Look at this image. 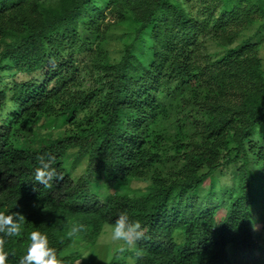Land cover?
Listing matches in <instances>:
<instances>
[{"label": "trees", "instance_id": "1", "mask_svg": "<svg viewBox=\"0 0 264 264\" xmlns=\"http://www.w3.org/2000/svg\"><path fill=\"white\" fill-rule=\"evenodd\" d=\"M220 1L218 15L199 23L184 0H0V212L25 216L20 236L0 233L7 264H18L33 230L60 264H75L72 243L90 248L121 213L144 228L140 252L117 249L105 264H264L252 221L264 200L260 60L243 55L244 42L205 65L189 49L204 32L232 42L227 22L248 25L246 14L263 6ZM129 4L132 39L116 59L94 58L99 73L84 89L74 53H94L105 9L122 18ZM232 91L237 102L225 98ZM181 99L193 119L166 125ZM40 157L62 176L46 187L34 181ZM230 171L232 182L218 185ZM77 224L84 231L68 236Z\"/></svg>", "mask_w": 264, "mask_h": 264}, {"label": "rangeland", "instance_id": "2", "mask_svg": "<svg viewBox=\"0 0 264 264\" xmlns=\"http://www.w3.org/2000/svg\"><path fill=\"white\" fill-rule=\"evenodd\" d=\"M238 1H243L242 3L246 2V0ZM251 2L254 4L253 7L255 9L260 3H262L263 10L260 12L253 9L255 11L247 13L246 15H249V17L252 18V22L248 23V25H244L243 19L239 22L233 20L227 22L225 35L227 37L228 35H231V37H233L232 42H229V39L223 40V38H220L219 35H216L213 32H204L197 35V40L195 39V43L189 49L191 52L193 51L192 57L198 64L205 65L210 63V61H215L229 48H235L244 42L251 46H248V49L243 50V55H250L251 58H258L260 60V69L264 73V0H251ZM183 4L185 9L191 12L199 23H202V21L207 17L211 18V14H213L214 17L217 16L222 8V2L220 0H184ZM206 7H210L211 9H207ZM124 8V11H122L124 13V15L122 14V18L119 16L120 14L118 11L110 12V8L105 9V18L103 22L101 21V34L99 36V40L92 46V50L95 51L94 53L91 54L89 51H77L73 55L79 66V75L82 77L81 82L84 89H88L94 84L95 78H97L96 74L99 73V68H95L94 58L99 53H102L106 54L110 60L116 59L119 56L120 51L132 39V35L136 27V22L134 20L135 12H133L135 10H133V6L130 4L128 6H124ZM97 43L101 45V50L99 49ZM242 61L246 62L244 59ZM19 77L24 78L26 75L19 74ZM5 78L6 80L10 79L9 77ZM242 80L246 84L249 82V80L244 78V76ZM231 93L232 94L225 97L226 100L228 99L233 102H237L240 98L237 95V92L232 91ZM179 99L180 97L175 98V100ZM175 103L176 102H174L173 106H171L170 111L166 116V125H169L170 122L172 123L173 120L182 116H187V120L191 121L194 117V114L191 112L192 106L187 105L188 103L186 104L184 99H181L178 104ZM41 125L42 123L40 126L36 127L35 132H31V135L34 137V143L41 142V139H44L43 135L47 129L44 126L45 124L43 126ZM169 128L170 130L173 129L172 127ZM191 129H194V127L191 126ZM81 168L82 163L77 166L75 171H80ZM226 174V177H219L218 185L230 184L232 182L231 171ZM205 184H207V181ZM130 185L134 188L145 186L146 183L135 181ZM92 189L94 191L98 190L101 198H103L104 194L108 191L101 188L99 183ZM119 189L124 188L120 187ZM218 215H221V211ZM252 217L254 230L264 237V200L260 206L256 205V207L253 208ZM109 227L110 225L105 226L96 243L90 248L89 245L86 243L83 244V242L76 241L72 243L71 250L81 254V258L78 259L75 264H78V261H80V264H105L108 262L109 258L118 249L117 245L105 242L106 237L108 236Z\"/></svg>", "mask_w": 264, "mask_h": 264}, {"label": "clouds", "instance_id": "3", "mask_svg": "<svg viewBox=\"0 0 264 264\" xmlns=\"http://www.w3.org/2000/svg\"><path fill=\"white\" fill-rule=\"evenodd\" d=\"M51 157L39 158V166L34 169V181L42 185L49 186V182L54 178L61 179L54 168L51 167ZM25 216L20 213L5 214L0 212V233L5 236H20L24 228ZM84 231V225H73L68 236H75ZM144 237V228L139 220H132L126 213H121L108 229V236L105 242L118 246V250H136L139 255L140 250L136 248L137 243ZM29 243L26 252L18 259V264H60L56 250L50 246L48 236L39 231L33 230L27 236ZM9 253L0 250V264H7ZM80 264V261H78Z\"/></svg>", "mask_w": 264, "mask_h": 264}]
</instances>
